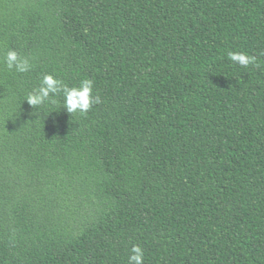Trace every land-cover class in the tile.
Listing matches in <instances>:
<instances>
[{
    "label": "trees",
    "instance_id": "16d2710c",
    "mask_svg": "<svg viewBox=\"0 0 264 264\" xmlns=\"http://www.w3.org/2000/svg\"><path fill=\"white\" fill-rule=\"evenodd\" d=\"M47 74L100 103L33 108ZM134 245L264 264V0H0V264H127Z\"/></svg>",
    "mask_w": 264,
    "mask_h": 264
},
{
    "label": "clouds",
    "instance_id": "9594fccd",
    "mask_svg": "<svg viewBox=\"0 0 264 264\" xmlns=\"http://www.w3.org/2000/svg\"><path fill=\"white\" fill-rule=\"evenodd\" d=\"M229 59L247 68L255 63V57L246 52H229ZM7 66L17 72H28L31 68L27 59H22L16 51H9L5 57ZM63 94V107L71 115L87 113L93 105L100 103L99 96L94 95V81L84 79L78 86L69 87L51 74L43 76L40 86L30 93L26 101L33 108L55 102L54 97ZM127 264H144V251L139 245H134L128 257Z\"/></svg>",
    "mask_w": 264,
    "mask_h": 264
}]
</instances>
